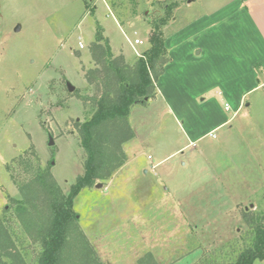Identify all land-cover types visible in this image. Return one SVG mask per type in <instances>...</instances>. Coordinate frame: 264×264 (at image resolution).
Returning <instances> with one entry per match:
<instances>
[{
  "label": "rangeland",
  "instance_id": "374dc122",
  "mask_svg": "<svg viewBox=\"0 0 264 264\" xmlns=\"http://www.w3.org/2000/svg\"><path fill=\"white\" fill-rule=\"evenodd\" d=\"M189 1L0 0V225L8 227L27 264H37L41 247L28 240L11 202L21 199L17 183L30 177L21 161L51 167L65 194L84 174L76 124L93 113L83 98L95 94L86 72L95 68L90 50L97 26L105 25L104 36L134 64L140 57L128 40L145 41L136 47L143 56L152 22L166 16L167 6L172 12L165 37L174 16L179 25L206 11L203 2L187 10ZM223 2L214 0L208 7ZM203 99L207 108L194 111L185 125L158 90L135 105L129 117L135 137L124 145L127 159L134 160L107 190V181H100L102 189L83 190L75 200L82 230L93 228L90 221L112 203L119 209L124 204L123 221L111 226L102 215L96 228L107 235L90 242L103 263L232 264L251 245L246 218L264 213V89L248 96L236 114L234 100L220 90ZM218 115L230 119L226 126L213 132L188 129L195 120L207 125ZM96 207L97 213L89 212Z\"/></svg>",
  "mask_w": 264,
  "mask_h": 264
},
{
  "label": "trees",
  "instance_id": "16d2710c",
  "mask_svg": "<svg viewBox=\"0 0 264 264\" xmlns=\"http://www.w3.org/2000/svg\"><path fill=\"white\" fill-rule=\"evenodd\" d=\"M152 22L149 47L134 64L124 56H114L110 40L98 25L91 57L95 68L86 72L92 97L83 100L93 107L92 115L76 124L85 152L84 174L65 194L51 172L22 160L30 177L18 182L21 199H12L15 216L31 243L41 251L37 264H105L79 225L75 200L83 190L100 181H109L128 159L124 145L134 139L129 117L132 108L156 95V84L171 62L163 28L172 12ZM146 99H148L146 101ZM252 229L251 245L232 264H255L264 260V213L246 218ZM142 263V262H141ZM0 264H27L8 227L0 225Z\"/></svg>",
  "mask_w": 264,
  "mask_h": 264
},
{
  "label": "crops",
  "instance_id": "0c3cea01",
  "mask_svg": "<svg viewBox=\"0 0 264 264\" xmlns=\"http://www.w3.org/2000/svg\"><path fill=\"white\" fill-rule=\"evenodd\" d=\"M213 1L190 0L185 6L187 10L193 4L203 2L206 4V11L179 25L178 18L174 16L171 25L168 26L171 27L170 34L165 37L171 62L165 65L164 73L156 87L160 99L167 107L171 106L178 111L184 119V125L190 116L195 115V112L207 108L205 99L201 102L200 98L203 95H210L214 90H220V93L234 100L237 106L236 114L242 109L244 100L248 96L264 89V0H227L216 8H209L208 4ZM181 8L182 5H179L176 13ZM113 18L118 27L122 28L117 19L114 16ZM102 25L106 32L105 25ZM105 37L110 40L112 53L115 56L122 54L128 57L123 49L116 50L113 47L107 34ZM211 119V123L207 125L202 119L195 120L190 126L188 125V129L202 132L211 128L210 132H213L226 126L230 121L222 115ZM200 139L201 137L198 138ZM154 156L155 152H152L150 161L154 160ZM130 158L122 171L134 160ZM165 160L162 159L154 166L160 165ZM120 171L107 181L106 190ZM144 173L146 176L149 175L147 168ZM102 188L95 187L97 190ZM123 208L124 204L122 209H119L116 202L112 203L90 221L93 228L83 229L93 245L95 241L96 243L100 241V237L107 235L106 232H97L96 227L102 225L98 220L105 216L109 218L108 223L111 226L119 225V221H123L125 217ZM98 209L96 207L89 212L97 213ZM87 215L90 218L89 213ZM78 217L81 218V215L78 214ZM112 220L115 222L113 223ZM110 227L107 230H110Z\"/></svg>",
  "mask_w": 264,
  "mask_h": 264
},
{
  "label": "built area",
  "instance_id": "2783aa9c",
  "mask_svg": "<svg viewBox=\"0 0 264 264\" xmlns=\"http://www.w3.org/2000/svg\"><path fill=\"white\" fill-rule=\"evenodd\" d=\"M102 1H104V0H102ZM128 41H129L131 47L135 50L137 56L138 57H143L141 54L138 53L136 47L137 46H143L144 45V41L143 40H140V39H136L134 41V43L132 41H130V40H128ZM79 49H81V50L84 49V43L82 41L79 42Z\"/></svg>",
  "mask_w": 264,
  "mask_h": 264
},
{
  "label": "water",
  "instance_id": "95a60500",
  "mask_svg": "<svg viewBox=\"0 0 264 264\" xmlns=\"http://www.w3.org/2000/svg\"><path fill=\"white\" fill-rule=\"evenodd\" d=\"M19 30H20V28L17 27V28H16V31L18 32ZM68 90H69L70 93H73V92L75 91V87L72 86L71 84H68ZM147 100H148V99H146V101H147ZM53 145H54L53 140H50V146H53ZM96 187H97V188H102V187H103V184H102V183H99V184L96 185Z\"/></svg>",
  "mask_w": 264,
  "mask_h": 264
}]
</instances>
